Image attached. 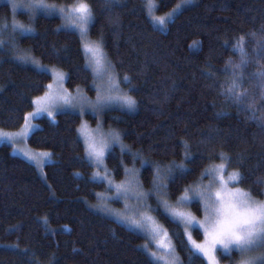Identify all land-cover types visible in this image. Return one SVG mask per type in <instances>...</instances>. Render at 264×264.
Listing matches in <instances>:
<instances>
[{
	"label": "trees",
	"instance_id": "1",
	"mask_svg": "<svg viewBox=\"0 0 264 264\" xmlns=\"http://www.w3.org/2000/svg\"><path fill=\"white\" fill-rule=\"evenodd\" d=\"M178 1L155 0L154 15H164ZM90 2L96 16L90 38L103 36L115 72L121 80L130 77L131 83L121 86L137 102L133 111H103L101 121L105 129L122 133L123 144L150 162L141 169L143 190L151 188L152 165L166 169L183 161L190 171L170 185L169 203H173L186 186L198 182L205 168L219 164V154L224 153L231 158L228 171H239L244 178L238 186L262 198L264 120L251 118L246 107L238 108L220 95L224 81L220 70L229 59L238 61L231 45L241 35L248 38L249 55L255 54L256 39L264 34V0H190L166 21L165 29L151 21L145 0H119L120 6L111 12L104 10L103 0ZM16 18L34 31L19 35L15 49H0V130L5 131L22 126L33 108L32 99L46 90L52 78L13 60L18 53L64 71L66 89L81 87L95 95L78 35L61 29L58 16L38 13L31 19L17 12ZM5 20L11 24L12 11L7 3H0V23ZM252 32L256 38L248 36ZM255 69L256 64H251L248 71ZM208 71L216 72L215 79L205 75ZM245 86L251 91L247 79ZM255 116H261L258 100ZM83 118L91 126L98 119L89 112ZM54 120L36 118L38 128L27 139L31 148L52 154L43 176L33 164L12 154L8 144H0V264H149L141 234L96 209V193L105 190L91 179L93 166L85 161L83 143L78 142L79 113L57 112ZM186 150L191 160H184ZM113 151L105 163L114 170V180L121 182L125 174L119 146ZM123 159L128 168L141 167L139 160L133 165L130 156ZM148 203L155 206L156 198ZM190 210L202 214L198 206ZM159 219L170 233H180L172 242L182 264H201L202 257L190 260L184 250L183 228L162 215ZM202 237L201 231H194V239ZM217 255L225 264L238 259L235 250L231 257Z\"/></svg>",
	"mask_w": 264,
	"mask_h": 264
},
{
	"label": "snow or ice",
	"instance_id": "2",
	"mask_svg": "<svg viewBox=\"0 0 264 264\" xmlns=\"http://www.w3.org/2000/svg\"><path fill=\"white\" fill-rule=\"evenodd\" d=\"M189 2L190 0H182L183 4ZM103 4L104 10L108 12H111L113 7L120 6L119 0H103ZM10 5L13 12L17 8H24L31 19H35L39 12L45 16H59L65 20L67 23L62 24L61 29L79 36L85 69H91L92 87L96 91L95 101H90L81 95L79 88L77 94L73 96L63 88L67 80L66 73L44 68L25 54L14 55L12 59L19 64H31L38 72L45 75L50 73L56 85L53 90L54 85L48 84L43 96L32 99L31 105L35 111L26 114L22 132L18 135L29 136L32 128L35 127L30 120L43 113H47V116L55 123L54 117L57 112L76 113L78 111L81 124L76 129L77 139L78 142L83 143L85 161L97 169L91 179L104 185L106 193H112L111 196L96 193L102 198V203L97 210L108 215H115L127 228L141 234L145 239L141 247L148 257L149 264H182L176 252V245L172 242L173 237L180 233H170L169 229L160 223L161 215L177 228H183V236L187 239V244H184L183 239L181 244L189 253L190 260L202 257L201 264L204 260L207 264H218L216 254L219 248L229 257L235 250L238 255L236 264H264V201L255 200L250 192L238 186L244 178L239 171H228L231 163L229 156L220 153L221 162L205 168L200 173L198 182L186 186L172 204L169 203L170 185L184 178L190 171L183 161L180 164L173 162L166 169L152 165L151 188L144 191L140 180L141 169L150 162L123 144L122 133L111 128L105 131L99 120L95 128H91L87 121L83 120L89 110L92 115L97 116L112 104H118L121 108L133 111L137 103L132 96L120 90L121 83L130 84L131 80L127 75L121 80L115 72V65L107 59L103 36L96 40L90 39V32L96 19L90 0H71L70 3L59 6L46 3V0H19V2L10 0ZM155 7L157 6L152 3V0H148L147 8L151 21L165 26L166 20L180 9L182 4H177L172 13L167 14L166 17L152 14ZM33 31L34 29L25 27L15 19L10 25L5 20L0 23V49L6 47L15 49L17 37ZM248 36L256 38L257 33L252 32ZM247 43L248 38L241 35L231 45L239 59L237 62L229 59L225 62V67L220 70L224 76V81L220 85V95L232 101L238 108L246 107L251 113V118L264 120V64L259 63L264 60V34L256 39L254 55H249ZM227 44L228 42L225 41L226 46ZM251 64H256V69L250 72L248 68ZM205 75L215 79L216 72L208 71ZM246 79L252 85L251 91L245 86ZM257 100L261 111L260 117L255 116ZM7 139L14 142L11 136ZM116 146L120 148L122 157L120 165L126 177L120 183L115 182L114 170H109L105 163L108 156L114 155L113 150ZM181 146L186 149L184 141H181ZM24 155L27 160H34L32 155L28 153ZM49 155L50 153L41 154L42 157ZM125 156L132 158L133 165L139 160L141 167L125 166L123 159ZM191 159L186 150L184 160ZM206 178L208 182L205 184ZM152 197L156 198L155 206L148 203ZM109 200H123L125 211L119 214L113 213L107 207ZM129 201L134 202L135 207H132ZM192 206H198L202 211V219H197L191 210H186ZM194 231H202V241L193 238Z\"/></svg>",
	"mask_w": 264,
	"mask_h": 264
},
{
	"label": "rangeland",
	"instance_id": "3",
	"mask_svg": "<svg viewBox=\"0 0 264 264\" xmlns=\"http://www.w3.org/2000/svg\"><path fill=\"white\" fill-rule=\"evenodd\" d=\"M18 2H19V0H18ZM145 2H146V6H147V4H148V0H145ZM0 3H7V4L10 6V9H11V11H12V21H13V19H15L18 23L23 24L25 27H29L28 25H26V24H24L23 22H21L18 18H16V14H17V12H25V13L29 16V14L25 11L24 8H17V9L15 10V12H13V10H12V8H11V5H10V0H0ZM46 3H49V4H56V3L49 2V1H47V0H46ZM152 3H153L154 5H156L155 0H152ZM177 4H182V7H181V8H183L184 6L188 5V4H183L181 0H179V1L175 4V6H176ZM56 5L59 6V5H62V4H56ZM175 6H174L173 8H175ZM173 8H172L171 10H169L168 12H166L164 15L159 16V17H166L167 14L172 13ZM181 8H180V9H181ZM180 9H178L175 13H173L172 16H171L170 18H168L166 21L171 20V19L174 17V15H175L178 11H180ZM153 11H154V12H152V14L155 13V8L153 9ZM38 13H39V12H38ZM38 13H37V14H38ZM148 14H149V12H148ZM29 17H30V16H29ZM58 17H59V16H58ZM59 18H60V17H59ZM60 20H61V25L67 23L65 20H62L61 18H60ZM12 21H11V23H12ZM156 26L159 27L160 29H165V26H160L159 24H156ZM25 34H28V33H25ZM90 39H92V38H90ZM92 40H96V39H92ZM29 54H30V53H29ZM30 58L33 59V60H35V61H37V62H38L39 64H41L44 68H47V69H49V70H56V71H60V72L65 73L64 71H62L61 69H59V68H57V67H55V66L42 64V63L39 62L36 58H34L31 54H30ZM107 59H108V58H107ZM108 61H109V60H108ZM30 65H31V64H30ZM89 70L91 71L90 68H89ZM91 73H92V71H91ZM49 74H50V73H49ZM50 75H51V74H50ZM51 77H52V76H51ZM105 79H106V77H105ZM50 83H52V84L54 85V89H53V90H55L56 85H55V82H54L53 78H51V80L49 81L48 84H50ZM48 84H47V85H48ZM63 88L66 89V87H65V82H64V84H63ZM78 88L80 89V94H81V95L87 97L88 100H90V101H95V99H96V91H95V95H94V96H89V95H88V94H87V93H86L81 87H77V88L74 89L73 91H70V90H68V89H66V90H67L68 93H70L71 95L75 96V95L77 94V89H78ZM46 90H47V89H46ZM46 90H45V91H46ZM120 90H121L122 92H126V93H128V91H127L126 89H124L121 85H120ZM45 91H44L41 95H39V96H43L44 93H45ZM128 95H129V93H128ZM112 108H119V109H122V110H127V109L121 108L118 104H112L110 107L106 108L105 110H107V109H112ZM105 110H104V111H105ZM33 111H35L34 107H33L32 110H30L29 112H33ZM29 112H28V113H29ZM88 112L91 113L90 110H89ZM77 113H78V111H77ZM102 113H103V111L97 115V118H98L97 121H98V120L101 121V115H102ZM41 116L48 117V116H47V113H43V114H41V115H39V116H37V117H35V118H33V119L30 120V123H31L32 125L35 126V127L32 128L31 133H32L35 129L38 128V125H37V122L35 121V119L38 118V117H41ZM48 118H49V117H48ZM49 119H50V118H49ZM51 120H52V119H51ZM83 120H85V119L83 118ZM85 121H86V120H85ZM101 122H102V121H101ZM24 123H25V121L23 122L22 126H21L18 130H15V131H5V130H0V144H1V143L8 144V145L11 147L12 154L18 155V156L24 158L25 160H27V159L25 158L24 153H28L29 155H32V156L34 157V160H32V161L27 160V161L30 162L31 164H33V165L35 166V168L38 170V172L43 176V166H44L46 163H48V162H52V161H53L52 154H51L49 151H45V150H42V151H41V150H36V149L31 148V147L28 146V144H27V139H28L29 136L24 137V136H22V135H18L19 133L22 132V129H23ZM87 123H88V122H87ZM80 124H81V121H80ZM80 124H79V126H80ZM88 125H89L91 128H95V127L97 126V123H96V125H94V126H91L89 123H88ZM79 126H78V127H79ZM103 129H104L105 131L109 130V129H105L104 127H103ZM31 133H30V134H31ZM9 136H11V137L14 138V142H13V141H9V140L7 139V137H9ZM42 153H50V155L47 156V157H42V156H41ZM41 161H42V163H41ZM96 170H97V169H95V168L93 167V174H94V172H95ZM125 179H126V177H125ZM125 179H124V180H125ZM122 181H123V180H122ZM206 181H208L207 178H206ZM115 182H116V183H120V182H117V181H115ZM243 190H244V189H243ZM245 191H246V190H245ZM246 192H247V191H246ZM99 193H102L104 196H111V195H112V193H106L105 191H104V192H99ZM252 197H253L255 200H258V201H264V194H263V197H262V198H257V197H254V196H252ZM101 203H102V198L97 196L96 209H98V206L101 205ZM124 203H125V202H124L123 200H120V201H111V200H109V201L107 202V207H108L109 209H111V210L113 211V213H117V214H119V213H122L123 211H125V209H124ZM128 203H129L132 207H135L134 202L129 201ZM174 203H175V202H173L172 204H174ZM186 210H190V209H186ZM99 212H100V211H99ZM101 213H103V212H101ZM103 214H105V213H103ZM106 215H108V214H106ZM194 215H195V214H194ZM108 216H109L110 218H112V219L118 221L119 223H121V221H120L119 219H117V218L115 217V215H108ZM195 216H196V215H195ZM196 217H197V219H202V218H203V213L201 214V216H196ZM122 224H123V223H122ZM197 227H198V226H197ZM201 232H202V231H201ZM202 235H203V233H202ZM202 240H203V237H202V239H201L200 241H202ZM153 248H154V245H153ZM233 251H234V250H233ZM218 252H221V251L219 250V248H218V250H217V253H218ZM221 253H222V252H221ZM222 254H223V253H222ZM216 255H217V254H216ZM205 261H206V260H205ZM217 261H218V264H225V263H222V262L219 261V259H218V255H217ZM206 263H207V261H206ZM234 264H236V262H235Z\"/></svg>",
	"mask_w": 264,
	"mask_h": 264
}]
</instances>
